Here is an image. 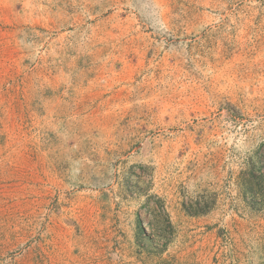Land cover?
Segmentation results:
<instances>
[{
  "label": "rangeland",
  "instance_id": "obj_1",
  "mask_svg": "<svg viewBox=\"0 0 264 264\" xmlns=\"http://www.w3.org/2000/svg\"><path fill=\"white\" fill-rule=\"evenodd\" d=\"M0 264H264V0H0Z\"/></svg>",
  "mask_w": 264,
  "mask_h": 264
}]
</instances>
